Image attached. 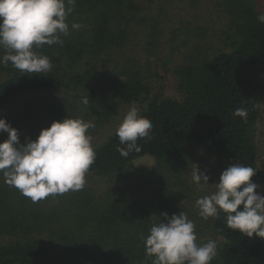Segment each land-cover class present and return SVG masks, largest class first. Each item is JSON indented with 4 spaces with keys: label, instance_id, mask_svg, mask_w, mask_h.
<instances>
[{
    "label": "trees",
    "instance_id": "trees-1",
    "mask_svg": "<svg viewBox=\"0 0 264 264\" xmlns=\"http://www.w3.org/2000/svg\"><path fill=\"white\" fill-rule=\"evenodd\" d=\"M203 1L76 0L63 45L40 50L52 59L49 72L21 74L10 63L0 64V108L19 98L18 108L5 111L4 119L18 130L21 144L37 137L23 130L30 129L38 109L44 125L67 116L93 121L92 137L111 122L119 106L135 105L153 124L151 139L138 141L142 151L127 158L117 151L123 145L115 129L94 145L96 160L86 178L102 179L101 190L85 186L31 203L0 174V264H151L144 238L153 222L164 219L162 213L179 206L182 198L175 185L182 184L186 159L194 150L254 167L251 181L259 185L255 191L261 195L264 170L258 163L255 132L264 91V23L257 15L264 8L258 10L256 0H208L226 20L222 49L198 51L172 70L177 98L152 88L151 61L135 65L133 47H140L145 56L156 55L172 40L182 44L190 33H200L203 28L189 23L194 18L181 11ZM154 2L173 4L179 16L175 11L163 13L151 5ZM203 13L209 15L207 7L196 9L194 17ZM73 22L82 27L72 30ZM60 88L63 96L58 101L46 97ZM40 94L43 102L37 100ZM87 95L86 107L80 101ZM241 107L247 109L246 120L233 115ZM5 139L7 133L0 131V141ZM143 155L155 160L148 173L133 167ZM189 219L195 223L198 242L218 243L211 264H264V238L230 229L225 213L200 223L197 209Z\"/></svg>",
    "mask_w": 264,
    "mask_h": 264
},
{
    "label": "clouds",
    "instance_id": "clouds-1",
    "mask_svg": "<svg viewBox=\"0 0 264 264\" xmlns=\"http://www.w3.org/2000/svg\"><path fill=\"white\" fill-rule=\"evenodd\" d=\"M76 0H0V64L9 63L21 74H43L52 69V59L40 52L45 46L63 45L62 37L69 35L67 17L74 11ZM264 23V13L257 15ZM81 24L73 22L72 30ZM80 103L89 105L88 95ZM247 109L237 108L233 115L247 119ZM93 121L67 116L42 128L35 140L21 144L18 130L0 118V131L7 139L0 141V174L5 182L18 189L33 203L49 196L82 190L86 176L96 160L89 129ZM152 122L140 114L135 105L119 119L115 129L119 144L117 151L127 158L142 151L138 141L151 139ZM255 168L232 163L214 184L215 191L195 200L194 206L203 220L226 214L230 229L251 237L264 238V196L251 181ZM209 176L198 173L193 164L191 182L198 187L207 185ZM185 203V200L181 202ZM164 219L153 222L144 238L146 258L151 264H211L218 254L216 240L198 242L195 223L185 211L161 214Z\"/></svg>",
    "mask_w": 264,
    "mask_h": 264
},
{
    "label": "rangeland",
    "instance_id": "rangeland-1",
    "mask_svg": "<svg viewBox=\"0 0 264 264\" xmlns=\"http://www.w3.org/2000/svg\"><path fill=\"white\" fill-rule=\"evenodd\" d=\"M180 1V0H179ZM210 1L204 0L203 3L199 4V7L192 8L188 10L181 11V14L187 15L190 18H194L191 20L192 25L200 26L203 28L200 33H190L189 36L184 39L182 44H178L180 39L172 40L174 43L166 44L164 46L163 52L158 54H150L147 53L146 56L144 52L141 51L140 47H133L132 50L137 52V56L135 57L138 61L135 65L140 66L142 62L145 60H149L151 75L149 77L150 84L154 90H156L160 95L171 96V97H179L180 93L176 89L175 80L173 77L172 70L183 63V61L192 55L197 54L198 51L206 52L211 48L215 50L222 49L221 43V32L225 28L226 20L222 16L221 13L217 14L214 9L211 7ZM153 7L160 8L164 13H169L170 11H175L177 16H179L177 9L174 8V5H170V3L162 5L158 2L151 3ZM208 8V13H203V15L199 14L197 17H194L195 10ZM256 8L258 10H262L264 8V0H256ZM201 15V16H200ZM164 41L167 39L163 38ZM131 53V50L128 54ZM126 55V54H125ZM46 97L52 101H58L63 96V89H56L52 93H45ZM41 94L37 98V100L44 101ZM35 100V99H34ZM36 101V100H35ZM19 106V98L13 102L7 103L3 106V109L0 108V118H4L5 111L12 112L14 108H18ZM130 106H119L117 115L111 120L110 123L102 126L98 129V131L93 135L92 143L93 146L97 143L103 141L107 134H111L114 129H116L119 119L123 117V115L129 110ZM39 109L34 114L35 117L31 118V125L29 123L30 129L26 126L24 127L23 134H30L35 138V135H38L37 129H40V125L42 128H47L49 125H44L46 121L43 117H39ZM255 138L258 146L259 153V167L264 170V91L261 97V115L256 126ZM24 144V143H23ZM186 164H188L186 173L184 175V179L182 184H176L175 187L178 189L177 192L181 195L182 200H185V203L179 202V206L173 208L170 211L168 216L170 217L173 214H179L181 211H185L188 214L193 213L197 210L194 206L195 200L204 195H209L215 191L214 184L219 182V176L221 172L228 167L231 163L217 158L214 154L209 153L208 151L202 150H194L190 152L187 159ZM134 168H140L143 172L148 173L149 171L155 168V160L152 155H143L137 158L133 162ZM193 164L198 165V173L199 171L205 172L206 175L209 176V180L207 185H203L202 187H198L195 183L191 182V172L193 168ZM171 173V172H170ZM86 187H89L93 190H101L104 187V182L100 178L88 177L86 178ZM142 192L144 194L148 193L147 189H143ZM261 196H264V187L261 190ZM50 198V197H49ZM48 198V199H49ZM48 199L41 200V202H46ZM147 199V198H146ZM28 202H31L30 198H27ZM148 200V199H147ZM146 204V202H145ZM147 207V206H146ZM203 219H200V223L203 222ZM198 232H202V228H196ZM208 232V231H207ZM206 232V233H207ZM13 237V235H11ZM37 237V235H34Z\"/></svg>",
    "mask_w": 264,
    "mask_h": 264
}]
</instances>
